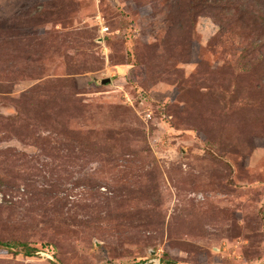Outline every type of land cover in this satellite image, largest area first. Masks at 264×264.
<instances>
[{"label":"rangeland","instance_id":"374dc122","mask_svg":"<svg viewBox=\"0 0 264 264\" xmlns=\"http://www.w3.org/2000/svg\"><path fill=\"white\" fill-rule=\"evenodd\" d=\"M263 16L0 0V264H264Z\"/></svg>","mask_w":264,"mask_h":264},{"label":"trees","instance_id":"16d2710c","mask_svg":"<svg viewBox=\"0 0 264 264\" xmlns=\"http://www.w3.org/2000/svg\"><path fill=\"white\" fill-rule=\"evenodd\" d=\"M261 19L264 20V16L261 17ZM0 247L4 248V249H0V252H8V253H12V254H17V252H20V253H23V255H25V256H30L33 253H37L36 249L28 247L25 243L0 242ZM13 247H14V249H12ZM39 251L40 250H38V252ZM143 261H145V260L142 259L141 261H138L137 263L143 262ZM159 264H180V263H177V262L172 261V260L162 259V260H159Z\"/></svg>","mask_w":264,"mask_h":264},{"label":"water","instance_id":"95a60500","mask_svg":"<svg viewBox=\"0 0 264 264\" xmlns=\"http://www.w3.org/2000/svg\"><path fill=\"white\" fill-rule=\"evenodd\" d=\"M109 81V79H102L101 80V83L102 84H104V83H106V82H108ZM151 252V254L153 253V251H150ZM152 261V263L151 264H158L159 263V260L158 259H149L147 262L149 263V262H151ZM136 264H146L145 262H139V263H136Z\"/></svg>","mask_w":264,"mask_h":264}]
</instances>
